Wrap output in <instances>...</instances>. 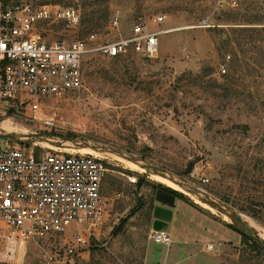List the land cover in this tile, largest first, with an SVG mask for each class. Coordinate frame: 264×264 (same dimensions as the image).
<instances>
[{
  "label": "rangeland",
  "instance_id": "obj_1",
  "mask_svg": "<svg viewBox=\"0 0 264 264\" xmlns=\"http://www.w3.org/2000/svg\"><path fill=\"white\" fill-rule=\"evenodd\" d=\"M229 1L68 0L64 5L81 13L80 24L48 26L68 39L90 32L117 38L138 21L152 24L158 14L166 15L159 28L171 30L160 36L155 58L90 53L83 86L44 99L45 113L56 121L52 127L29 120L25 106L0 108V132H46L54 141L94 144L110 153L102 188L106 223L77 264H264V250L236 230L233 218L206 203L208 194L264 234V225L250 214L264 198V0H237L236 6ZM211 13L219 24L214 28L202 24ZM116 14L121 23L115 28ZM227 54L228 71L221 73ZM44 140L20 145L35 152L81 151L75 144L39 143ZM167 174L201 194L161 176ZM160 185L178 192L166 227L173 239L189 235L200 241L188 258L164 257L169 247L151 237ZM76 229L72 224L57 242L72 241ZM17 262L48 264V253L30 243L21 247Z\"/></svg>",
  "mask_w": 264,
  "mask_h": 264
},
{
  "label": "built area",
  "instance_id": "obj_2",
  "mask_svg": "<svg viewBox=\"0 0 264 264\" xmlns=\"http://www.w3.org/2000/svg\"><path fill=\"white\" fill-rule=\"evenodd\" d=\"M66 1L0 0V108L25 106L29 120L49 127L56 121L45 113L44 99L80 89L90 53L155 58L160 36L171 30L159 28L166 15L158 14L152 19L158 28L138 21L117 38L90 32L68 39L48 27L60 21L68 27L80 24L79 9L64 5ZM228 3L236 6L237 0ZM212 17L203 19V26H218ZM120 23L116 14L112 26ZM231 58L225 56L221 73H227ZM107 170L104 158L61 150L35 152L0 139V264H18L21 247L30 243L48 253V264H77L106 223L108 203L102 188ZM72 224L77 226L72 241L57 242ZM151 237L157 244L172 243L166 228L153 230ZM51 243L54 249L49 251Z\"/></svg>",
  "mask_w": 264,
  "mask_h": 264
},
{
  "label": "water",
  "instance_id": "obj_3",
  "mask_svg": "<svg viewBox=\"0 0 264 264\" xmlns=\"http://www.w3.org/2000/svg\"><path fill=\"white\" fill-rule=\"evenodd\" d=\"M50 135L46 132H36L29 135H19L17 133H5L0 132V139L2 140H8L14 143L18 144H33L36 143L39 139H50ZM56 143V142H52ZM90 145L93 148H101L94 144H86ZM102 149V148H101ZM125 158L135 161L133 158L124 156ZM158 171H162L161 168L155 166V165H149ZM174 180L178 181L177 179L173 178ZM182 186H185L188 189L195 190L199 193L202 191L196 187H193L189 185L188 183L181 181L179 182ZM156 200L160 203V205H156L154 208V221H153V229L154 230H162L166 228L169 224V222L172 221L174 211L173 208L176 204V196L175 194L168 192L164 189H157L156 191ZM207 203L210 204L212 207L219 209L222 213L227 214L229 217L233 218L235 220V228L237 231L244 234L248 239H250L252 242L256 243L260 248L264 250V238L259 235V232L257 229H255L251 224L244 219L243 213L234 209L231 206L222 204L218 202L217 200L211 198L208 194H206Z\"/></svg>",
  "mask_w": 264,
  "mask_h": 264
},
{
  "label": "bare ground",
  "instance_id": "obj_4",
  "mask_svg": "<svg viewBox=\"0 0 264 264\" xmlns=\"http://www.w3.org/2000/svg\"><path fill=\"white\" fill-rule=\"evenodd\" d=\"M40 142H43V143H47V144H53V145H56V146H59V145H64V144H75V145H73L72 147L73 148H76V149H80L81 151H79V152H77V153H82V154H90V155H93V156H95V157H97V158H105V154H110L109 152H107V151H105V150H103V149H101V148H93L92 146H90V145H86V144H83V143H75V142H73V141H70V140H63V141H54L52 138H50V139H48V140H44V141H39V143ZM52 142H56V143H52ZM37 143V142H36ZM77 145V146H76ZM76 149H71V150H76ZM104 151V152H103ZM93 153V154H92ZM112 154V153H111ZM119 156H121V155H119ZM117 159H120V158H125V157H123V156H121V157H117V156H115ZM127 159V158H126ZM129 160V159H128ZM131 161V160H130ZM132 162H134V161H132ZM134 163H136L137 165H139V166H142V164L141 163H139V162H134ZM143 167V166H142ZM160 175V174H159ZM161 176H163V177H165L167 180H170L171 182H173V183H175V184H179L178 183V181H176V180H174L173 178H171V175H169V174H167L166 176L165 175H161ZM179 182H181V181H179ZM182 188H184L185 190H187V191H189V192H191L190 190H188V188H186L185 186H182L181 184H179ZM192 193V192H191ZM194 194V193H193ZM201 194V193H200ZM207 203V202H206ZM208 204V203H207ZM210 205V204H209ZM211 206V205H210ZM212 207V206H211ZM214 208V207H213ZM215 209V208H214ZM225 215H227V214H225ZM228 216V215H227ZM243 217H244V214H243ZM258 232H259V235L261 236V237H263L264 238V234L260 231V230H258Z\"/></svg>",
  "mask_w": 264,
  "mask_h": 264
},
{
  "label": "crops",
  "instance_id": "obj_5",
  "mask_svg": "<svg viewBox=\"0 0 264 264\" xmlns=\"http://www.w3.org/2000/svg\"><path fill=\"white\" fill-rule=\"evenodd\" d=\"M171 233V232H170ZM172 235V234H171ZM200 241H196L195 239L189 237V235L186 236V238L183 239L182 242H178L177 238L173 239L172 237V246L169 245L167 247H169L168 251L164 252V257H169L172 254H176L177 255H181L183 253L186 254V257H189V250L192 247L193 244H197Z\"/></svg>",
  "mask_w": 264,
  "mask_h": 264
},
{
  "label": "trees",
  "instance_id": "obj_6",
  "mask_svg": "<svg viewBox=\"0 0 264 264\" xmlns=\"http://www.w3.org/2000/svg\"><path fill=\"white\" fill-rule=\"evenodd\" d=\"M159 188L164 189L168 192H171V193L175 194V196H176V194H178L176 189L172 188V187H169V188L166 187L165 188V187L160 185ZM172 189H174V190H172ZM255 204H256V208H254V210L251 211L250 214L252 217L257 219L258 221H260L264 225V198L256 200ZM114 233L117 234L118 230H115ZM254 245L258 246L256 243H254Z\"/></svg>",
  "mask_w": 264,
  "mask_h": 264
}]
</instances>
